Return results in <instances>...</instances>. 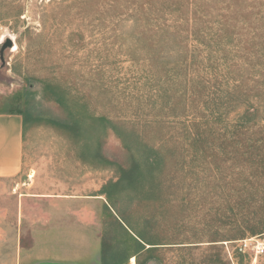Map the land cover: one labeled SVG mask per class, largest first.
Returning <instances> with one entry per match:
<instances>
[{
    "label": "rangeland",
    "instance_id": "obj_1",
    "mask_svg": "<svg viewBox=\"0 0 264 264\" xmlns=\"http://www.w3.org/2000/svg\"><path fill=\"white\" fill-rule=\"evenodd\" d=\"M6 39L0 111L24 126L0 264H211V244L264 264L226 198L249 167L237 139L264 123V0H0ZM122 142L158 158L156 188L120 179Z\"/></svg>",
    "mask_w": 264,
    "mask_h": 264
},
{
    "label": "trees",
    "instance_id": "obj_2",
    "mask_svg": "<svg viewBox=\"0 0 264 264\" xmlns=\"http://www.w3.org/2000/svg\"><path fill=\"white\" fill-rule=\"evenodd\" d=\"M17 113L22 116L23 128L24 117L21 112ZM233 131L234 134H232V139L244 133L239 131L238 128H235ZM257 132L259 134L257 139L250 140V138L246 136L247 132L243 134V138L237 139L238 142L243 143L241 155L244 156L249 167H247L245 173L239 175L241 178L238 177L233 180L236 183L229 185L226 194L227 200L232 202V204H229L228 209L247 217L241 221H235L232 224L241 234L246 232L250 235L264 233V123L258 127ZM122 143L123 146L129 150L128 145L125 142ZM127 154L126 162L119 166L120 179L125 181L128 185L136 187L148 180L150 185L156 188L160 181L158 180L159 176L156 175L157 173L154 171V163L158 158H154L153 161L144 158L141 161L133 156L130 150ZM151 193H154L153 197H158L156 196L158 191H152ZM122 217L123 216H121V218ZM128 228L134 233L137 243L148 245L146 248L142 245L140 250L153 252L157 248L156 244L159 243H153L150 238H145L140 232L135 233L129 226ZM217 245L218 244L210 245V248L215 250L213 258L210 259L211 264H229V262L221 258V253ZM104 252L105 250L103 249V253ZM103 253L101 264H106L105 254ZM136 264L139 263L136 262Z\"/></svg>",
    "mask_w": 264,
    "mask_h": 264
},
{
    "label": "crops",
    "instance_id": "obj_3",
    "mask_svg": "<svg viewBox=\"0 0 264 264\" xmlns=\"http://www.w3.org/2000/svg\"><path fill=\"white\" fill-rule=\"evenodd\" d=\"M22 138L21 114L0 111V178L12 177L20 173L22 169Z\"/></svg>",
    "mask_w": 264,
    "mask_h": 264
},
{
    "label": "built area",
    "instance_id": "obj_4",
    "mask_svg": "<svg viewBox=\"0 0 264 264\" xmlns=\"http://www.w3.org/2000/svg\"><path fill=\"white\" fill-rule=\"evenodd\" d=\"M239 247L241 250L250 251L254 258L264 254V241L258 240L255 237L239 240Z\"/></svg>",
    "mask_w": 264,
    "mask_h": 264
},
{
    "label": "water",
    "instance_id": "obj_5",
    "mask_svg": "<svg viewBox=\"0 0 264 264\" xmlns=\"http://www.w3.org/2000/svg\"><path fill=\"white\" fill-rule=\"evenodd\" d=\"M10 45H11V42H10L8 39H6V40L4 41V43L1 44V46H0V60H1V61H3L2 51H3L7 46H10Z\"/></svg>",
    "mask_w": 264,
    "mask_h": 264
}]
</instances>
